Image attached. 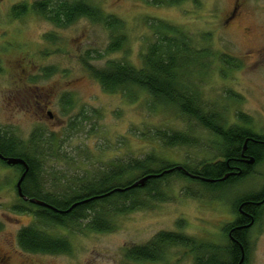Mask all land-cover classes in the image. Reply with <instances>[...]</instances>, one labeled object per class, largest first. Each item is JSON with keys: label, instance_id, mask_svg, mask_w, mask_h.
Instances as JSON below:
<instances>
[{"label": "rangeland", "instance_id": "1", "mask_svg": "<svg viewBox=\"0 0 264 264\" xmlns=\"http://www.w3.org/2000/svg\"><path fill=\"white\" fill-rule=\"evenodd\" d=\"M34 1L0 0V130L23 143L34 132L52 141L40 180L46 193L63 195L81 179L100 178L115 164L147 156L193 171L222 159L219 140L199 124L173 108L153 111L141 91L132 90L131 100L107 93L87 68L100 70L109 61L141 68L142 56L155 41L154 22L174 25L189 35L195 48L209 47L214 53L215 62L193 78L205 108L220 115L227 127L264 135V0H198L171 7L144 0H84L124 23L126 44L110 54L112 33L103 24L81 19L62 28L32 12L11 17L14 5ZM223 54L235 58L237 67L222 66L218 58ZM64 96L73 102L65 113ZM240 114L249 116L251 124L240 122ZM157 131L194 135L197 145L167 148L153 138ZM18 179L16 169L0 163V264H195V255L180 247L163 250L160 262H129L125 254L161 232L227 246L223 228L236 220L242 196L263 191L264 162L249 177L221 190L171 178L165 184L167 202L116 217L112 233L44 229L68 238L72 252L64 255L31 254L19 247V231L34 220L15 211ZM248 239L247 264H264V209Z\"/></svg>", "mask_w": 264, "mask_h": 264}, {"label": "trees", "instance_id": "2", "mask_svg": "<svg viewBox=\"0 0 264 264\" xmlns=\"http://www.w3.org/2000/svg\"><path fill=\"white\" fill-rule=\"evenodd\" d=\"M144 1L157 7L178 6L191 1L198 3V0ZM30 12L62 28L69 27L81 19L103 24L112 33L111 43L107 48L109 54L121 51L126 44L122 35L124 23L115 17L106 16L100 9L84 0H36L32 4H16L11 9V17L19 19ZM150 28L155 35V41L142 56L141 68L119 61H109L100 70L88 64L87 68L105 92L121 93L131 100L134 98L131 96L132 90L141 91L149 97L153 111L157 108H173L187 121L199 124L219 140L222 159L214 164H204L199 170L193 171L185 166H182L184 170H179V166L158 160L154 156H147L126 164H115L100 178L91 181L81 179V184L75 188L64 190L63 195H56L46 193L40 182L43 175V158L50 156L52 141L34 132L29 142L23 143L0 130V155L4 158L22 159L28 165V172L22 183L23 194L50 207H41L19 197L20 202L15 211L28 214L34 220L31 226L24 227L18 233V245L24 252L44 255L69 254L72 252V245L68 238L51 236L44 229L56 228L72 234L112 233L116 230V217L146 210L155 202H167L169 198L164 190L165 184L171 178L190 180L209 189L221 190L229 184L235 185L249 177L254 166L264 162V135L239 126L227 127L221 123V116L205 108L206 104L194 86L193 78L196 72H206L215 62L211 48H195L188 34L168 23L154 22ZM204 38L209 39L208 36ZM218 62L224 67H237V60L227 54L221 55ZM72 103L69 97L64 96V113L71 108ZM238 119L246 125L252 122V119L244 114L238 115ZM153 138L167 148L197 145L195 136L186 133L157 131ZM48 143L49 148L46 147ZM251 159H254L253 165L248 163ZM0 163L16 169L19 178L25 172L23 166H8L2 160ZM187 172L198 178H191L186 175ZM227 175L229 178L222 182ZM147 177L152 178L144 186L132 188ZM259 194H249L239 199L236 220L223 228L228 240L227 246L202 243L179 232H161L147 245L128 249L125 258L129 262H160L165 253L163 250L180 247L195 255V264H240L243 256V264H247L250 251L248 233L258 224L264 208L247 203L243 208L246 215L242 216H239V208L245 204L243 202L260 198L263 202L264 195ZM179 224L184 225L183 222ZM1 228L0 224V230Z\"/></svg>", "mask_w": 264, "mask_h": 264}, {"label": "water", "instance_id": "3", "mask_svg": "<svg viewBox=\"0 0 264 264\" xmlns=\"http://www.w3.org/2000/svg\"><path fill=\"white\" fill-rule=\"evenodd\" d=\"M50 116H52L51 113H49ZM247 144V143H246ZM246 144H245V147H244V150H246ZM0 160L4 161L7 163L8 166H23L25 168V172L22 174V176L19 178L17 184H16V189H17V193L19 195L20 198H22L23 200L27 201V202H30L32 204H35V205H38V206H41V207H47V208H50L49 206H47L46 204H44L43 202H40L38 200H33V199H29L28 197H26L24 194H23V191H22V183L25 179V176H26V173L28 172V165L26 164V162L22 159H16V158H4L0 155ZM250 165H253L254 164V159H251L249 162H248ZM177 169L179 170H184V168L182 167H178ZM186 175L190 176L191 178H198L194 175H191L189 174L188 172L186 173ZM152 177H147V178H144L142 180H140L139 182H137L136 184H134L132 186V188H136L138 186H144L146 184V182L151 179ZM229 178V175H227L224 179H222L221 181H225L226 179ZM209 183H213V181H209ZM264 203V200L263 202ZM244 262V256L242 257L241 261H240V264H243Z\"/></svg>", "mask_w": 264, "mask_h": 264}, {"label": "flooded vegetation", "instance_id": "4", "mask_svg": "<svg viewBox=\"0 0 264 264\" xmlns=\"http://www.w3.org/2000/svg\"><path fill=\"white\" fill-rule=\"evenodd\" d=\"M261 194L264 195V189H263V191L260 192L259 196H261ZM261 200H262V198H260V199H258V200H252V201H250V202H243V203H245V204L243 205V203H242L243 206H240V208H239V213H240V215H239V216H242V215L245 214V211L243 210V208L246 206L247 203H250L252 206H255V207H258V208H264V203H262ZM245 215H246V214H245ZM233 222H234V221H233ZM252 225H253V224H252Z\"/></svg>", "mask_w": 264, "mask_h": 264}]
</instances>
